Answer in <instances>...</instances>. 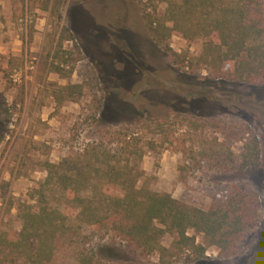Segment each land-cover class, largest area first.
<instances>
[{
  "label": "rangeland",
  "instance_id": "rangeland-1",
  "mask_svg": "<svg viewBox=\"0 0 264 264\" xmlns=\"http://www.w3.org/2000/svg\"><path fill=\"white\" fill-rule=\"evenodd\" d=\"M144 8L160 18L166 5L0 0V236L20 233V214L36 205L31 196L47 176L46 163L58 164L105 131L135 122L144 172L138 189L207 212L234 185L257 195L259 222L241 254L230 258L192 229L187 235L205 248L202 255L172 249L175 234L161 239L169 250L164 257L140 255L105 233L86 249L103 264H264V84L227 80L202 63L203 39L188 42L173 33L166 51L153 41ZM56 67H64L63 73ZM66 85H80V94L73 89L70 95ZM159 121L167 125L162 130ZM248 131L259 143L258 165L244 171L213 167L218 154L239 156ZM27 253L22 251L20 264H32ZM50 264L79 262L58 245Z\"/></svg>",
  "mask_w": 264,
  "mask_h": 264
},
{
  "label": "trees",
  "instance_id": "trees-1",
  "mask_svg": "<svg viewBox=\"0 0 264 264\" xmlns=\"http://www.w3.org/2000/svg\"><path fill=\"white\" fill-rule=\"evenodd\" d=\"M160 1L166 5L160 18L145 14L143 9L157 45L165 46L173 33L188 42L203 39L202 63L227 80L264 84V0ZM243 55L246 59L242 62ZM63 68L56 67V73H63ZM73 89L80 94V85L63 88L70 95ZM164 122L159 121L157 127L164 129ZM134 124L107 130L82 151L71 150L60 163L45 164L47 176L31 196L36 205L20 214V233L12 239L0 236V264H20L22 251L28 252L32 264H50L58 245L76 253L79 264H103L86 249L89 240L103 233L128 243L140 255L157 253L160 257L169 252L161 239L175 234L172 249H192L202 255L205 248L187 235L191 229L217 247L221 257L241 254L247 235L259 222L257 195L230 185L225 201L204 212L169 194L144 186L138 189L144 172L137 160L143 153L138 149ZM247 136L239 156L230 151L223 157L218 154L213 167L232 171L256 167L259 143L250 131Z\"/></svg>",
  "mask_w": 264,
  "mask_h": 264
}]
</instances>
